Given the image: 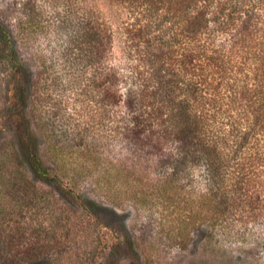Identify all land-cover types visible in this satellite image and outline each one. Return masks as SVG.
<instances>
[{"label":"trees","instance_id":"trees-1","mask_svg":"<svg viewBox=\"0 0 264 264\" xmlns=\"http://www.w3.org/2000/svg\"><path fill=\"white\" fill-rule=\"evenodd\" d=\"M108 2L126 13L116 27L96 0H22L14 23L0 20V57L18 109L13 155L0 157V167L19 163L49 180L42 149L61 167L77 152L98 161L94 146L59 143L49 128L51 118L62 116L56 103L49 108L51 87L61 80L86 87L84 95L91 88L95 105L80 115L123 123L112 133L131 141L128 175L151 188L132 189L131 200L160 202L176 213L168 230L179 245L200 230L209 241L221 235L255 251V264H264V0ZM40 3L51 10V22ZM40 32L58 43L52 53L62 74L54 75L38 54L39 71L21 60L19 44ZM117 34L125 54L118 67L108 60ZM113 166L108 161L93 182L110 180ZM105 192L117 206L110 189Z\"/></svg>","mask_w":264,"mask_h":264},{"label":"rangeland","instance_id":"rangeland-1","mask_svg":"<svg viewBox=\"0 0 264 264\" xmlns=\"http://www.w3.org/2000/svg\"><path fill=\"white\" fill-rule=\"evenodd\" d=\"M21 1L0 0V20L14 23ZM39 5L45 20L51 22V10ZM96 5L115 27L125 19L124 9L108 0H96ZM54 47L58 43L52 33L40 32L34 41L19 44L18 51L31 72L41 69L38 54L59 75L63 71L52 53ZM108 60L117 67L125 62L120 34L114 37ZM81 89L86 87H65L61 80L59 87H51L49 108L56 103L62 116L51 118L49 128L52 139L59 143L94 146L99 160L77 152L68 155L61 167L42 149L49 180L35 177L19 163L0 167V264H244L246 259L255 264V251L248 252L221 235L210 242L206 233L194 230L187 243L179 245L174 231L168 230L170 223L178 222L176 213L170 215L160 202L137 205L131 200L132 189L151 188L144 179L134 182L128 175L133 159L131 141L112 133L114 127L121 130L123 123H98L80 115L87 105L94 107L97 95L91 88L81 94ZM16 113L12 81L0 57V157L6 160L12 158L16 145ZM108 161L114 164L108 172L111 179L94 183L95 176L106 173ZM54 177L59 181H52ZM106 189L115 195L117 206L105 194Z\"/></svg>","mask_w":264,"mask_h":264}]
</instances>
